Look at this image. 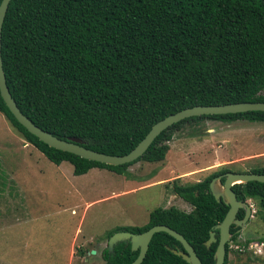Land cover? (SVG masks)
<instances>
[{
    "label": "trees",
    "instance_id": "16d2710c",
    "mask_svg": "<svg viewBox=\"0 0 264 264\" xmlns=\"http://www.w3.org/2000/svg\"><path fill=\"white\" fill-rule=\"evenodd\" d=\"M0 59L12 100L35 126L122 156L154 123L180 110L264 102V0H10ZM0 114L48 162L68 163L74 176L93 168L122 175L137 162H162L172 133L187 122H264L263 112L187 118L162 131L136 160L108 166L47 147L14 120L1 98ZM226 171L172 185L189 213L156 208L144 226L118 231L137 234L164 225L184 238L201 264H214L215 244L205 248L204 242L227 206L214 200L208 184ZM233 172L264 175V169ZM232 190L239 201L256 202L264 226V183ZM165 246L181 249L167 234H153L140 264H186ZM136 255L124 241L101 257L104 264H130Z\"/></svg>",
    "mask_w": 264,
    "mask_h": 264
},
{
    "label": "rangeland",
    "instance_id": "374dc122",
    "mask_svg": "<svg viewBox=\"0 0 264 264\" xmlns=\"http://www.w3.org/2000/svg\"><path fill=\"white\" fill-rule=\"evenodd\" d=\"M179 128L162 162L134 163L122 175L93 168L74 176L68 163L48 162L0 114V264H104L110 234L144 226L156 208L191 211L172 185L195 183L221 165L264 169V122L204 120ZM248 201L253 217L231 239L241 252H228L227 264H264V256L241 247L264 242L257 204Z\"/></svg>",
    "mask_w": 264,
    "mask_h": 264
},
{
    "label": "water",
    "instance_id": "95a60500",
    "mask_svg": "<svg viewBox=\"0 0 264 264\" xmlns=\"http://www.w3.org/2000/svg\"><path fill=\"white\" fill-rule=\"evenodd\" d=\"M9 2L10 0H0V32L3 18ZM0 98L14 120L21 127H23L27 133L34 136L38 141L45 144L47 147L72 154L84 160L108 166H119L136 160L145 152L147 147L151 144L156 136H158L168 127L184 119L199 116L238 114L245 112L264 113V102H241L225 105L193 106L168 115L154 123L145 134V136L127 154L122 156H112L86 149L81 146V142L75 138H69L66 140L57 139L51 134L35 126L29 119L22 115L19 109L16 107L14 101L12 100L5 85V78L1 67V59ZM220 178L224 179L221 185V190H217L215 183H217ZM247 182L264 183V175L255 173L227 172L222 176L212 178L208 184L209 192L215 199V201L218 202L220 197L223 199L224 204L228 207L223 219L212 228V230L208 234V239L204 242L205 248H208L212 243L216 241L214 238V233L215 231L218 232V240L213 254L214 264L223 263L225 255L224 244L228 240L229 235L228 228L232 223H234V215L237 210L239 208L246 207V205L236 200L235 195L231 191L230 187L234 184H244ZM246 212L249 213V209L247 207ZM244 220L242 222H244ZM235 224L240 225V222L236 221ZM159 232L167 234L180 244L182 251L169 249L165 246V249L168 250L171 254L180 257L181 260H183L186 264H201L196 257L193 249L184 240V238L179 233L164 225H155L148 228L146 231L137 234L127 231L115 232L107 238L106 249L108 252H111L113 247L117 243L127 241L130 251L137 252L135 259L130 264H140L145 256L151 237L153 236V234ZM91 254H94V252H91Z\"/></svg>",
    "mask_w": 264,
    "mask_h": 264
},
{
    "label": "flooded vegetation",
    "instance_id": "af4514ba",
    "mask_svg": "<svg viewBox=\"0 0 264 264\" xmlns=\"http://www.w3.org/2000/svg\"><path fill=\"white\" fill-rule=\"evenodd\" d=\"M218 170H221V169H218ZM218 170H216V171H213L212 173H216ZM227 172H233L232 170H230V169H228V171H226V172H223V173H221V174H219V175H217V176H222V175H224V174H226ZM233 173H236V172H233ZM211 174V173H210ZM256 174V173H255ZM208 176V175H207ZM217 176H215V177H217ZM214 178V177H213ZM204 179V178H203ZM203 179H201V180H198V181H196L195 183H198V182H200V181H202ZM223 179L224 178H220V180L217 182V183H215V185H216V188H217V190H221V185H222V182H223ZM235 185V184H234ZM234 185H232L231 187H230V189H231V191L233 192V190H232V187L234 186ZM173 194V193H172ZM233 194H234V192H233ZM235 195V194H234ZM174 196L175 197H178V196H176L175 194H174ZM179 198V197H178ZM235 198H236V200L237 201H239L238 199H237V197H236V195H235ZM179 199H181V198H179ZM182 200V199H181ZM215 200V199H214ZM183 201V200H182ZM222 202L223 204H224V202H223V199L222 198H220L219 197V201L218 202ZM184 202V201H183ZM239 202H241L242 204H244V205H246V207L249 209V213H247L246 212V207H242V208H239L238 210H237V212L235 213V215H234V223H232L230 226H229V228H228V233H229V235H228V240L225 242V244H224V248H225V251H227V256H228V252H233V251H238V252H241V251H239V249H238V247H237V249H233V248H231V249H229L228 247L229 246H233V247H235L236 245L234 244H231V245H229V243H231L232 241H231V239L235 236V234L238 232V231H240L244 226H245V224L249 221V219L251 218V217H253L252 216V213H253V211H252V206L249 204V201H248V199L247 200H244V201H239ZM188 205V204H187ZM225 205V204H224ZM169 208V207H168ZM227 209H228V207H227ZM227 211V210H226ZM226 213V212H225ZM225 215V214H224ZM224 217V216H223ZM245 219V220H244ZM244 220V222H242ZM236 221H239L240 222V225H236L235 224V222ZM214 238H215V242L214 243H212V244H215V247H216V243H217V240H218V232L217 231H215V233H214ZM190 246V245H189ZM243 249H244V247L243 246H241ZM240 247V248H241ZM180 248H181V246H180ZM172 249H176V250H178V251H182V248L181 249H178L177 247H173ZM243 249H242V251H243Z\"/></svg>",
    "mask_w": 264,
    "mask_h": 264
},
{
    "label": "built area",
    "instance_id": "2783aa9c",
    "mask_svg": "<svg viewBox=\"0 0 264 264\" xmlns=\"http://www.w3.org/2000/svg\"><path fill=\"white\" fill-rule=\"evenodd\" d=\"M228 248H233L235 250L237 249V246H229ZM244 249L250 251L253 255H256L258 257L264 256V242L249 241Z\"/></svg>",
    "mask_w": 264,
    "mask_h": 264
},
{
    "label": "crops",
    "instance_id": "0c3cea01",
    "mask_svg": "<svg viewBox=\"0 0 264 264\" xmlns=\"http://www.w3.org/2000/svg\"><path fill=\"white\" fill-rule=\"evenodd\" d=\"M239 142H242V143L245 142V143H246V141H243V140H241V141H239ZM61 163H63V162H61ZM65 163H66V162H65ZM137 163H138V162H137ZM135 164H136V163H135ZM58 166H59V165H57V167H58ZM222 166H225V167H226V165H221V166H218V167H222ZM218 167H217V168H218ZM242 168H243V167H239V166H237V167H235V170H236V171H237V170H238V171H243ZM163 209H164V208H163Z\"/></svg>",
    "mask_w": 264,
    "mask_h": 264
},
{
    "label": "clouds",
    "instance_id": "9594fccd",
    "mask_svg": "<svg viewBox=\"0 0 264 264\" xmlns=\"http://www.w3.org/2000/svg\"><path fill=\"white\" fill-rule=\"evenodd\" d=\"M249 200V199H248Z\"/></svg>",
    "mask_w": 264,
    "mask_h": 264
}]
</instances>
